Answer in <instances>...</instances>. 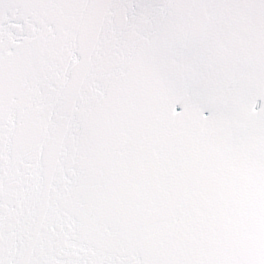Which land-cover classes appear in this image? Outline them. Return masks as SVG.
Instances as JSON below:
<instances>
[{"label":"snow or ice","instance_id":"1","mask_svg":"<svg viewBox=\"0 0 264 264\" xmlns=\"http://www.w3.org/2000/svg\"><path fill=\"white\" fill-rule=\"evenodd\" d=\"M0 264H264V0H0Z\"/></svg>","mask_w":264,"mask_h":264}]
</instances>
